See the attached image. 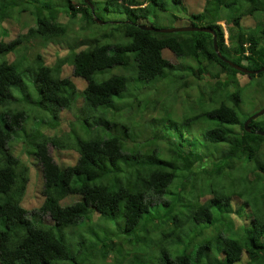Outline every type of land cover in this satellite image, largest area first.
Instances as JSON below:
<instances>
[{
  "label": "trees",
  "instance_id": "16d2710c",
  "mask_svg": "<svg viewBox=\"0 0 264 264\" xmlns=\"http://www.w3.org/2000/svg\"><path fill=\"white\" fill-rule=\"evenodd\" d=\"M18 1L0 0V21L13 7L26 10ZM56 1L49 5L42 0L28 11L32 23L22 34L13 31V36L0 26V264H264V135L254 132L264 130V112L244 130L242 122L252 113L238 111L236 73L244 72L216 55L210 32L140 28L148 17L155 26L159 13L167 10L165 0H104L105 6H122L128 13L127 20L112 22L126 40L102 41L96 32L92 38H76L81 44L69 47L61 66L53 65L58 56L43 61L37 51L38 64L31 66L32 57L23 52L24 42L33 46L31 36L64 35L63 16L69 22L79 17L81 29L94 21L96 0H88L92 10L83 0ZM182 16L186 25L212 28L226 59L251 69L264 65V0H204L202 9L185 10ZM248 17L253 23H246ZM163 48L179 61L170 63ZM63 65L80 76V88L60 75ZM113 65L117 73L105 70ZM256 74L264 75V70ZM188 75L202 80L195 79L200 94L194 102L206 100L205 108L184 118L192 122L191 133L201 136L193 147L167 140L161 148L145 140L131 149L124 136L100 134V124L88 126L93 127L90 135L76 136L72 145L67 141L70 121L59 135H50L58 126L59 108L75 96L81 99L82 115L89 116L97 107L120 110L118 101L131 87L141 89L142 83L158 78L171 81L170 89L178 92ZM176 77L179 83L171 80ZM150 100L154 109L158 99ZM17 101L25 108L10 107ZM26 119L32 120L28 129ZM116 122L108 120L105 128ZM12 138L21 140V150L39 170L41 200L30 210L21 204L28 164L11 151ZM48 144L56 151L73 150L74 160H57ZM74 194L78 198L61 203ZM233 214L244 216L237 232L232 231ZM213 217L225 223L217 235L206 233ZM99 221H111L114 229L97 233ZM68 226L86 233L79 231L73 241ZM204 233L208 237L202 238ZM78 238L86 243L84 256L78 253Z\"/></svg>",
  "mask_w": 264,
  "mask_h": 264
},
{
  "label": "rangeland",
  "instance_id": "374dc122",
  "mask_svg": "<svg viewBox=\"0 0 264 264\" xmlns=\"http://www.w3.org/2000/svg\"><path fill=\"white\" fill-rule=\"evenodd\" d=\"M42 0H19L18 4L21 6H25V11L17 12V8H12V14L6 19L0 21V26L5 27L8 29L10 33L16 31L19 34L25 32V27L32 23L30 11L32 8H35L37 4H39ZM44 1V0H43ZM49 1L48 4L51 5V1L56 0H47ZM67 3V0H59ZM166 1V8L167 10L164 12H160L159 16L153 22L155 26L158 27H177L186 25V20L183 18V12L190 11L196 12L203 8L204 0H179L180 3H175L171 0ZM57 2V1H56ZM94 11L92 15V19L94 20L92 23L89 24L87 28L81 29L79 27V17L73 18L70 22L64 16L63 22L66 25V31L61 35L50 37H41V36H31L29 41L33 43V46L30 47L28 42H24L26 45L25 51L28 56L32 57L29 63L31 66H35L38 64V60L36 59L34 53L37 51L41 55L42 60L47 61L49 59L54 60L53 65L61 66L63 61L66 58V54L69 52V47L71 45L77 44L80 45L81 41L75 42L76 38H88L93 37L96 35V32L101 33L102 41H110V40H126L119 29H116V26L113 21H124L127 20L128 13L122 8V6H118L115 4H108V7L105 6L104 0H96L94 1ZM184 4V5H183ZM60 8V6H59ZM61 12L65 11V9H60ZM95 19L99 20L96 21ZM34 22V21H33ZM144 22H151V17L146 18ZM221 26L224 28V24L222 21H219ZM247 24L253 23L252 17L247 18ZM104 34V35H103ZM226 30L223 29V38L226 42ZM11 36V35H10ZM9 36V37H10ZM161 54L166 57L170 63L176 64L179 61V58H176L168 49L163 48L161 50ZM23 55V54H22ZM21 55V56H22ZM28 63V61H23V65ZM243 65L246 66V63L243 62ZM117 65H113L111 67L105 68L108 71H116L117 73ZM120 67V66H119ZM61 68V67H60ZM251 69V68H249ZM107 72V71H106ZM111 74V72H110ZM186 74V73H185ZM60 75L64 76L68 79V81L72 82L75 90L80 88L82 85V79L78 74L73 71L72 66L70 65H63L62 69L60 70ZM203 74H200L202 77ZM207 75V74H206ZM205 75V76H206ZM238 80L240 83L238 85L240 87L238 90V95L240 94V103L238 104V111L242 112V114L246 115L255 110L259 109L264 104V75H257L256 73L253 76H249L246 73H236ZM107 76V75H105ZM175 76V75H174ZM25 78V76L23 77ZM185 78L189 81L187 84L182 88L175 90L172 92L170 89V85L172 84L171 81L168 82L155 79L152 81H148L142 83V88H137L134 85L130 88L129 94H126L125 97L118 101V103L122 102L120 110H115L112 108H108L103 112L101 107H97L92 115L85 116L82 115L81 112V99L79 96H75L71 103L68 106L60 107L58 110V126L52 128L50 135H59L63 130L66 128V123L69 122V133L67 141L74 144L75 137H82L87 138L93 126L100 124L98 130L100 134L103 136L108 135V131L110 133H117L120 135L121 138L126 140V147H130L131 149L138 148V143H141L145 140H153V143L159 147H164L166 145L167 140L169 143H176L177 140L179 142H183L185 145L194 146L197 140H201V136L198 134L194 136L191 133L192 129V122L185 120V117L198 112L200 109L205 108L206 100H200L199 103L194 99L200 94L198 92V88L196 86V80L201 84L202 80L199 78H194L190 75L185 76ZM173 83L176 81L179 83V78L171 79ZM171 83V84H170ZM138 84V83H137ZM232 89H228V91L233 90L235 88L234 85L230 87ZM171 92L169 96L167 95L168 92ZM14 95H19L17 90H13ZM172 97V98H171ZM157 98L158 103L154 109V103L151 102L150 99ZM18 102V101H17ZM23 103V102H22ZM117 103V104H118ZM129 106L132 105L131 108L127 107L126 104ZM22 104L18 102L10 103V107L15 108L17 106L24 107L26 105L21 106ZM3 105H0V109ZM7 106V104H6ZM18 108V107H17ZM119 115V116H118ZM76 116H80V119L77 120ZM85 117V118H83ZM264 119V115L262 116ZM24 119V118H23ZM106 119V120H105ZM118 121L115 126H110V130L105 128L107 121ZM156 120V124L155 121ZM202 118L200 121H203ZM152 122V123H151ZM32 123L31 119H26L23 121V125L26 129L29 128L30 124ZM155 124V125H154ZM34 125V124H33ZM201 123L199 122V127ZM104 126V127H103ZM153 130V132H151ZM118 131H121L119 133ZM96 132V131H94ZM189 132V133H188ZM177 133L179 137L176 138ZM11 151L14 154H17L21 157L28 164V180L25 185V191L23 194V198L21 204L27 210L34 208L37 206L41 200L39 194V186H40V175L39 170L33 164V161L21 150L22 142L18 139L9 140ZM194 144V145H193ZM212 144H219V143H212ZM214 145V146H216ZM47 148L49 152L56 157L57 160L62 161L66 160L68 163L72 162L76 156V153L73 150H70L68 147L62 148L59 151H56L52 145L48 144ZM129 150V148H128ZM78 198L77 194L68 195L66 198L61 200V203H66L71 199ZM234 206V202H233ZM243 215H234L233 214V228L232 231L237 232L239 230V223L243 220ZM41 220L45 223L49 222V218L46 215H41ZM248 220V219H247ZM249 221V220H248ZM100 222V221H99ZM237 222V225H236ZM242 223V222H241ZM99 227H95L97 233H107L108 229L110 228L113 230L114 226L111 221L100 222ZM207 224V223H206ZM212 226H207L206 233L217 235L218 231H223L221 228V224H225L222 220L216 221L213 217L212 222L210 223ZM245 224V223H244ZM243 225V224H242ZM105 226V227H103ZM203 226V224H202ZM109 227V228H108ZM241 230V227H240ZM65 231L69 233L70 239L73 241L77 240V234L80 232L86 233L83 231V228H77L75 226H68L65 228ZM80 231V232H79ZM204 233L202 238L208 237ZM66 238H68V235ZM85 237V236H84ZM78 253L80 256H84V248H86L85 241H79L78 238ZM77 244V243H76ZM83 252V253H82ZM95 260V259H93ZM243 260V257H242ZM92 261V260H91ZM103 264L101 260H95ZM241 262V261H240ZM240 262H236L235 264H240ZM83 264H90V261H85ZM105 264V263H104Z\"/></svg>",
  "mask_w": 264,
  "mask_h": 264
},
{
  "label": "water",
  "instance_id": "95a60500",
  "mask_svg": "<svg viewBox=\"0 0 264 264\" xmlns=\"http://www.w3.org/2000/svg\"><path fill=\"white\" fill-rule=\"evenodd\" d=\"M85 3H87L90 7V9L92 10V5L88 0H83ZM96 21L99 22V20L95 19ZM138 26L140 28L143 29H148V30H153V31H158V32H173V31H189V30H199V31H207L210 32L212 35V45H213V49L216 53V55L224 60L225 62H227L230 66H232L233 68H235L236 70L240 71V72H244V73H257L259 71H263L264 70V65L260 66L259 68L256 69H249L246 68L245 66L239 65L237 63H234L228 59H226L225 57H223L219 50L217 49V44H216V38H215V32L212 28L208 27V26H191V25H183V26H177V27H158V26H153L152 24H146V23H140L138 24ZM264 112V104L257 110H255L254 112H252L251 114H249L242 122V126L244 128V130H249V127L247 125L248 121L260 114H262ZM255 133L259 134V135H264V130L261 129H255L254 130Z\"/></svg>",
  "mask_w": 264,
  "mask_h": 264
},
{
  "label": "clouds",
  "instance_id": "9594fccd",
  "mask_svg": "<svg viewBox=\"0 0 264 264\" xmlns=\"http://www.w3.org/2000/svg\"><path fill=\"white\" fill-rule=\"evenodd\" d=\"M218 22H219V21H218ZM144 23L149 24L148 22H144Z\"/></svg>",
  "mask_w": 264,
  "mask_h": 264
}]
</instances>
